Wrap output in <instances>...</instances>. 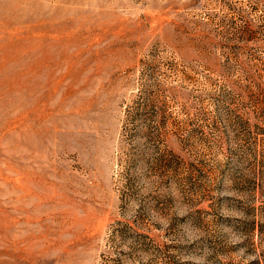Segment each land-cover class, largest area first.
<instances>
[{
    "label": "rangeland",
    "instance_id": "1",
    "mask_svg": "<svg viewBox=\"0 0 264 264\" xmlns=\"http://www.w3.org/2000/svg\"><path fill=\"white\" fill-rule=\"evenodd\" d=\"M0 264H264V0H0Z\"/></svg>",
    "mask_w": 264,
    "mask_h": 264
}]
</instances>
